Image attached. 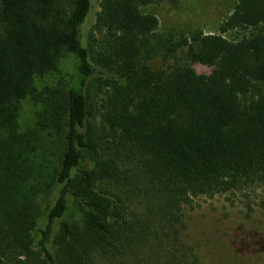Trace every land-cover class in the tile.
<instances>
[{"label": "trees", "instance_id": "trees-1", "mask_svg": "<svg viewBox=\"0 0 264 264\" xmlns=\"http://www.w3.org/2000/svg\"><path fill=\"white\" fill-rule=\"evenodd\" d=\"M160 1L101 0L86 35L96 0H0V264H202L183 206L264 184V0L219 34L159 33ZM66 55L68 85L40 90Z\"/></svg>", "mask_w": 264, "mask_h": 264}, {"label": "rangeland", "instance_id": "rangeland-1", "mask_svg": "<svg viewBox=\"0 0 264 264\" xmlns=\"http://www.w3.org/2000/svg\"><path fill=\"white\" fill-rule=\"evenodd\" d=\"M96 0V11L85 29L89 34L100 11ZM238 0H182L174 7L167 0L142 7L145 14H154L160 22L159 33H188L201 29L206 34H219L222 23L233 13ZM98 3V4H97ZM229 39H239L242 33L229 32ZM104 40V37H100ZM74 60L66 55L60 71L37 78L40 90L47 87L68 85L74 75ZM19 125L21 130L33 127L42 106L30 97L21 103ZM47 211L39 222V230L47 223ZM185 229L182 233L184 245L193 248L202 264H262L255 260V252L264 245V184L244 183L239 187L212 195L192 197L182 208ZM79 219L81 214L73 205L67 218ZM41 233H35L36 242ZM98 264H109L100 259Z\"/></svg>", "mask_w": 264, "mask_h": 264}]
</instances>
